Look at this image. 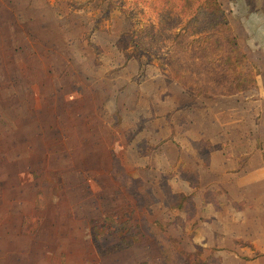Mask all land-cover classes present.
<instances>
[{
	"label": "rangeland",
	"instance_id": "374dc122",
	"mask_svg": "<svg viewBox=\"0 0 264 264\" xmlns=\"http://www.w3.org/2000/svg\"><path fill=\"white\" fill-rule=\"evenodd\" d=\"M113 2L107 14L105 8L74 6V16L70 12L54 24L58 39H0V264L260 260V248L214 246V239L228 236L230 225L222 223L229 216L201 208L202 193L190 196L196 175L180 176L175 169L188 118L202 123L203 112L218 107L227 122L233 110L250 106L255 113L259 105L243 100L239 107L237 100L222 97L175 111L190 98L171 83L183 82L191 95L231 94L264 74L262 57L256 52L248 65L241 56L234 60L233 48L222 46L225 29L209 22L199 26L200 37H192L196 27L182 21L194 11L211 15L205 6L198 10L182 2L178 8L180 0ZM222 2L232 16L228 1ZM217 31L221 37L211 36ZM198 46L205 53L197 55ZM247 46L254 47L251 41ZM225 60L230 70L221 72ZM243 131L237 128L234 136ZM198 148L206 159L210 148ZM204 179L212 186L208 175ZM218 189L220 197L229 193L227 186ZM223 203L224 210L236 208L228 199ZM182 253L192 256L183 259Z\"/></svg>",
	"mask_w": 264,
	"mask_h": 264
},
{
	"label": "crops",
	"instance_id": "0c3cea01",
	"mask_svg": "<svg viewBox=\"0 0 264 264\" xmlns=\"http://www.w3.org/2000/svg\"><path fill=\"white\" fill-rule=\"evenodd\" d=\"M226 1H228L227 6L230 13H232V16H228V20L238 42H240L239 44L243 41V47L240 46L249 59L257 54L262 57L260 70L264 72V0ZM97 2V0L94 2L90 0H0V39L18 37L27 41H45L48 36V39H58L60 29L54 27V24L64 22V19L73 11L74 6L77 5L84 11L83 7L89 9L98 7L102 12L105 8L106 14L114 6L113 0H100L99 5ZM219 2L224 9L222 0ZM234 10L235 13H233ZM50 12L52 13L49 14ZM73 13L72 16H74ZM84 15L81 16L85 19L92 16L91 14ZM233 17L240 23L239 27L233 24ZM9 26L11 27L9 28ZM102 32L103 30L100 29L99 33ZM249 41L254 47L247 46ZM256 83L254 88L222 97L237 100L236 103L239 107L243 104V100H246L247 104H258L257 112L253 113L250 106L242 108L244 111L242 110L240 113L234 110L233 112L229 111L230 120L225 122L220 118L221 109L214 107L213 112L212 108L208 107L209 110L203 112L204 121L202 123L188 118L190 127L184 128L186 133L183 134V146L179 152L180 160L175 165V169L180 171V176L181 173L196 175V191L190 196L196 199L202 193L201 208L208 211L213 209L216 216V212L220 213L218 217L226 216V214L229 216V220L225 219L227 223H222V225H230L227 229L228 236L214 239V246L237 250L245 248L249 251L251 249V252L252 248H260L262 250L260 257L262 258L254 261V258L250 257L253 258L249 260L251 264L264 262V74L257 77ZM171 84L182 86L190 98V103L175 111L190 109L200 99L217 102L222 98L199 96L198 94L197 96L194 92L195 96H192L183 82L174 80ZM241 95L246 96L242 101ZM173 114L174 112L170 114L171 120ZM254 126L255 128H253ZM237 128L240 131L244 130V133L238 137L234 136ZM253 133L257 139L261 136L260 143L255 141ZM170 141L172 138L167 142ZM200 144L210 148L205 152L207 153L206 159L202 157L203 152L198 148ZM219 144L222 147L217 149ZM192 157L196 165L191 163V160L194 161ZM192 168L195 170L192 171ZM206 175L212 179L211 183L213 184L210 187L208 186L210 185L209 181L204 179ZM225 186L229 188V193L220 197L216 190ZM226 199L235 203L236 208L224 210L223 202ZM219 206L223 211L215 210ZM225 232L224 229L223 234ZM235 259L238 260L237 262L243 261L237 256ZM241 263L245 264L246 262Z\"/></svg>",
	"mask_w": 264,
	"mask_h": 264
},
{
	"label": "trees",
	"instance_id": "16d2710c",
	"mask_svg": "<svg viewBox=\"0 0 264 264\" xmlns=\"http://www.w3.org/2000/svg\"><path fill=\"white\" fill-rule=\"evenodd\" d=\"M180 1H181L180 6H178V3L175 4V6H177L178 8H182L183 7L182 2L183 3H188L189 2L191 4L190 7H198L197 8L198 10H201V8L203 6H205L210 11L212 10V12L210 13L211 15L206 14L207 15L206 18H205V14L203 16L202 15L200 16L198 14L199 12L194 11L190 15V17H186V19H184V21H182V23L184 22L185 24H188V26H192L193 25V26L196 27V32H195L196 34H192L191 35L192 37H196L197 38V37H200L203 34V33H200V34L198 33L197 34V32L199 31V26H202V24H205V22L211 23L212 27H214L216 25H218V27H223L225 29V30H223V33L224 34L225 33L228 34L227 37L224 38V41H227V42L224 45H222L223 49L225 47H227V46H231L233 48V49H231L232 50V54L235 52L234 55H233V59L234 60H236V58H237L236 56H241L244 59V61L246 62V65L250 64L246 53L244 52V50L240 46V44H239V42H238V40H237V38H236V36L234 34L232 26H231V24H230V22L228 20V16H226L225 10L223 9V7L220 4L219 0H180ZM205 7L203 8V11H206ZM214 11L219 14L218 17L217 16H213ZM210 18H212V19L210 20ZM221 33L219 31H217L216 33L212 32L211 36H216V34H219V36L221 37ZM209 40L212 42V44L214 42L216 47H217V45H220V42H221V41L218 42L217 41L218 39L214 40L212 37H210ZM197 48H198V52H197L198 54L197 55H200L201 53H205V49L204 50H202V49L200 50L199 46ZM213 49H216V48L213 47ZM219 49L220 48H218L217 50L219 51ZM226 50H228V48H226ZM127 58L128 59H134V56L131 57V56H129L127 54ZM199 60L201 61L202 59H201L200 56H197V61H199ZM221 68H222L221 72H225L226 70L229 71L230 70L229 61L227 60L226 63L223 64ZM233 72H235V71H233ZM236 82L237 81H234L235 86H236ZM256 84H257L256 83V77H254V79L250 83V85L242 86V87H237L236 86L235 87L236 91L231 93V94L216 95V94L206 93L204 90H201V91L199 90L198 92H196V93L194 92V93L196 95L198 94L199 96L202 95V96L213 97V98L222 97V96H231V95H235V94L244 92V91L249 90L251 88H254L256 86ZM200 88H202V87H200ZM194 93L192 92V96H195ZM24 232L28 233V229H26V231H24ZM181 255H182L183 259H186L187 257L192 256L191 254H187V253L186 254L182 253Z\"/></svg>",
	"mask_w": 264,
	"mask_h": 264
}]
</instances>
